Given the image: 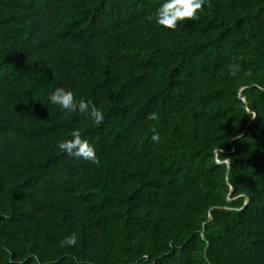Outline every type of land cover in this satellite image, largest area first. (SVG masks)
<instances>
[{"label": "trees", "instance_id": "16d2710c", "mask_svg": "<svg viewBox=\"0 0 264 264\" xmlns=\"http://www.w3.org/2000/svg\"><path fill=\"white\" fill-rule=\"evenodd\" d=\"M161 2L0 0V264H264V0Z\"/></svg>", "mask_w": 264, "mask_h": 264}, {"label": "clouds", "instance_id": "9594fccd", "mask_svg": "<svg viewBox=\"0 0 264 264\" xmlns=\"http://www.w3.org/2000/svg\"><path fill=\"white\" fill-rule=\"evenodd\" d=\"M205 0H162L160 6L156 9L154 16L155 22L163 29L175 30L178 23L183 21H195L199 19V11L203 8ZM232 75H236L239 71L238 65H230ZM51 104L58 105L66 112H79L87 114V117L99 127L103 124L105 116L102 111L98 110L95 106H90V102L80 101L77 102L71 90L62 87H57L49 97ZM255 113L252 118H255ZM148 120L155 121L158 119L155 112L150 113L147 117ZM152 141L159 140V134L153 129L151 136ZM61 152L66 153L69 157L78 159L82 162L90 163L92 166H99V160L96 159V152L89 144L87 139L82 138L79 130L72 132V138L60 142L58 145ZM226 164L229 161L225 160ZM75 244V239L71 236L66 237L61 242V246L71 248Z\"/></svg>", "mask_w": 264, "mask_h": 264}, {"label": "water", "instance_id": "95a60500", "mask_svg": "<svg viewBox=\"0 0 264 264\" xmlns=\"http://www.w3.org/2000/svg\"><path fill=\"white\" fill-rule=\"evenodd\" d=\"M242 99H243L244 103L246 104V100H245V98L243 97Z\"/></svg>", "mask_w": 264, "mask_h": 264}]
</instances>
